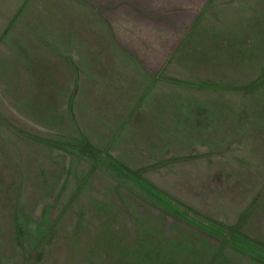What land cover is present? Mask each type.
Wrapping results in <instances>:
<instances>
[{
  "label": "rangeland",
  "instance_id": "374dc122",
  "mask_svg": "<svg viewBox=\"0 0 264 264\" xmlns=\"http://www.w3.org/2000/svg\"><path fill=\"white\" fill-rule=\"evenodd\" d=\"M147 1L0 0V264H264V0ZM123 27L142 97L84 102Z\"/></svg>",
  "mask_w": 264,
  "mask_h": 264
},
{
  "label": "crops",
  "instance_id": "0c3cea01",
  "mask_svg": "<svg viewBox=\"0 0 264 264\" xmlns=\"http://www.w3.org/2000/svg\"><path fill=\"white\" fill-rule=\"evenodd\" d=\"M150 1H154V0H148L147 2H150ZM207 1L208 0H203L202 4L204 5ZM192 2L193 0H175L174 7L176 8H188L189 7L190 8V7H193ZM188 18L189 20L186 21V24L189 25V28H191L193 25H196V21H195V19L197 18L196 14H193L190 17L188 16ZM125 25L128 26V24H125ZM121 29H122L121 32L123 35H121L119 40L117 39L118 37L116 38L114 32L111 33L112 36L115 37L116 41L118 40L119 42H121V45H123L125 48V50L118 52L119 54L115 57L117 67H115L116 69L112 71L111 75H109V77L107 78L106 76L107 73L103 72L102 69L98 71V68L96 67L92 70L90 69L87 71L84 70V73L82 75V80H81V86H80L81 99L84 100V102H86V98H90L91 95L95 94L98 89L101 90L100 91L101 94L103 92V96H107V97H111L115 99L114 102H111V103H114L115 108L117 105L124 104L125 106H128V104L130 103L133 104V101H130L129 99L134 98L132 94H133V89L136 87L139 88V90H142L139 93L138 98L142 97V94H143L142 92H144V89L147 87V82L145 81L146 79H149V78L147 77L144 78L143 75L140 76V74H138L137 71H135L134 69L132 70L128 68L127 64H128V61L129 60L131 61L132 59V55H133L132 53L138 54L137 51H139L140 53L144 52L143 43L140 42V40L138 41L136 38H132L129 32L130 31L129 27H123ZM130 44L132 47L129 46ZM134 44L138 48L136 47L134 48ZM156 49H159V47L157 46ZM148 50L149 49H146V51ZM154 53L160 56V53L158 51L154 50ZM122 64L124 65L126 64V66L123 67L124 70L123 69L121 70ZM155 73L156 72L153 73V76L156 75ZM130 110L131 108H127L126 111H122L123 112L122 114L124 115L120 117L119 123H117L116 128H115L116 131H114L113 134L109 135V138H108L109 141L108 143H106V145L112 142V139L115 137V133L118 131V129L121 128V126H123L124 121H126L127 117L129 116ZM93 120L96 121L95 118H93Z\"/></svg>",
  "mask_w": 264,
  "mask_h": 264
},
{
  "label": "trees",
  "instance_id": "16d2710c",
  "mask_svg": "<svg viewBox=\"0 0 264 264\" xmlns=\"http://www.w3.org/2000/svg\"><path fill=\"white\" fill-rule=\"evenodd\" d=\"M106 160L109 164V166L120 176H123L131 181H133L138 187H140L145 193L149 194L152 198L155 200L163 203L165 206H167L171 211H175L179 214H181L185 219L192 221L196 224H198L200 227H202L204 230H206L208 233L215 235L222 240H228L231 243H234L236 245H239L243 247L244 249H247L249 251H252L254 253L260 254L259 251H256L252 247L242 244L238 242L237 240L233 238L226 237L224 234H222L219 230H217L213 225H202L200 223H197L195 220L191 219L187 214L181 213L169 200H167L164 196H162L159 192H157L154 188L148 186L146 183L140 181L137 177H135L127 168L119 163H117L114 159L110 158L109 156H106Z\"/></svg>",
  "mask_w": 264,
  "mask_h": 264
}]
</instances>
